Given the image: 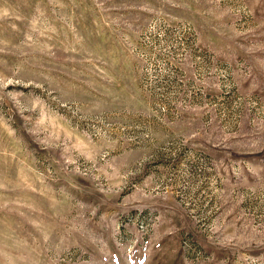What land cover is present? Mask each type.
I'll return each instance as SVG.
<instances>
[{"label": "rangeland", "instance_id": "obj_1", "mask_svg": "<svg viewBox=\"0 0 264 264\" xmlns=\"http://www.w3.org/2000/svg\"><path fill=\"white\" fill-rule=\"evenodd\" d=\"M0 264H264V0H0Z\"/></svg>", "mask_w": 264, "mask_h": 264}]
</instances>
